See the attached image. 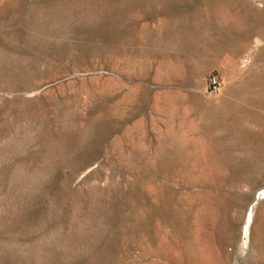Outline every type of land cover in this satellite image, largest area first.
<instances>
[{
    "label": "rangeland",
    "instance_id": "374dc122",
    "mask_svg": "<svg viewBox=\"0 0 264 264\" xmlns=\"http://www.w3.org/2000/svg\"><path fill=\"white\" fill-rule=\"evenodd\" d=\"M0 264H264V0H0Z\"/></svg>",
    "mask_w": 264,
    "mask_h": 264
},
{
    "label": "built area",
    "instance_id": "2783aa9c",
    "mask_svg": "<svg viewBox=\"0 0 264 264\" xmlns=\"http://www.w3.org/2000/svg\"><path fill=\"white\" fill-rule=\"evenodd\" d=\"M209 85L212 91H217L220 86V77L217 73H212L209 76Z\"/></svg>",
    "mask_w": 264,
    "mask_h": 264
}]
</instances>
